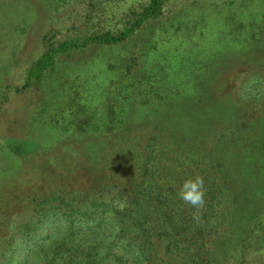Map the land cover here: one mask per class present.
<instances>
[{
  "label": "rangeland",
  "instance_id": "374dc122",
  "mask_svg": "<svg viewBox=\"0 0 264 264\" xmlns=\"http://www.w3.org/2000/svg\"><path fill=\"white\" fill-rule=\"evenodd\" d=\"M143 1L0 0V264L24 247L36 264L40 234L127 193L109 171L150 138L218 183L198 221L172 203L187 229L147 241L153 264H264V0H165L127 41L92 40Z\"/></svg>",
  "mask_w": 264,
  "mask_h": 264
},
{
  "label": "trees",
  "instance_id": "16d2710c",
  "mask_svg": "<svg viewBox=\"0 0 264 264\" xmlns=\"http://www.w3.org/2000/svg\"><path fill=\"white\" fill-rule=\"evenodd\" d=\"M143 2L136 18L127 27L116 34H113L109 29L104 30L97 34L96 38L92 37V40L105 44L125 42L144 22L156 18L164 12L165 0H144ZM64 42L60 45L63 46ZM53 52H56V48L51 50V54ZM45 54H49V52L41 54L33 65L43 62ZM30 77L28 76V78ZM112 134L111 142H116L119 136ZM155 141L154 138L148 139L139 150L135 144H132L133 149L130 148L132 157L123 156L121 159H117L115 155L112 157L113 161L115 159L118 161L115 162L109 174L121 172L122 177L130 182V190L124 193L119 188L116 189L113 196L106 199L111 205L104 203L105 209L96 215L94 211V215L87 212L77 213L78 223H71L76 226L52 225L54 230H51L47 237L40 234L42 238H37L38 241L35 244L32 243L33 246L30 247V256L34 257L36 264H104L109 254H112L120 264H123L124 252L132 257L133 264H153L147 241L151 238H158L166 241L168 248L171 246V242L177 243L175 234L183 236L187 227H183L184 230L182 229L180 232L174 231L173 221L176 217L169 207L172 208V203L176 204V202L184 204L177 196L182 182L187 178L200 176L206 169L199 161L192 164L191 160L194 158L191 155L194 150L187 149L186 159L180 158L179 153L165 158L164 152H173L166 151L168 148L159 146ZM110 153L112 154L111 151ZM161 173L166 174L164 179H162L163 174L160 175ZM99 174L102 178L104 172H99ZM109 174L108 176L112 178ZM201 177L206 190L205 201L212 200L213 204L215 194L212 192L211 186L213 185L215 190L218 183L214 180L208 183L204 176L201 175ZM160 179L166 183L158 184ZM118 195L123 196L121 201L125 205L123 210L116 206L115 202L119 201L117 200ZM188 208H190L188 214L179 215L181 217L187 215L186 221L193 223L192 213L194 210L189 206ZM78 233L81 237L77 236ZM103 234L105 236H102ZM76 236L78 237L77 241L73 239ZM105 238H108V241ZM102 246L104 250H101ZM26 248L24 247L22 251L18 252L16 259L9 257L3 264H33L34 260H28L25 253ZM117 250L121 252L119 253ZM41 261L43 263H40Z\"/></svg>",
  "mask_w": 264,
  "mask_h": 264
},
{
  "label": "clouds",
  "instance_id": "9594fccd",
  "mask_svg": "<svg viewBox=\"0 0 264 264\" xmlns=\"http://www.w3.org/2000/svg\"><path fill=\"white\" fill-rule=\"evenodd\" d=\"M205 195L204 180L199 175L185 179L178 189V198L194 210L192 213L194 221H198L200 218V214L206 203ZM115 203L119 209L123 210L125 206L123 202L116 201Z\"/></svg>",
  "mask_w": 264,
  "mask_h": 264
}]
</instances>
